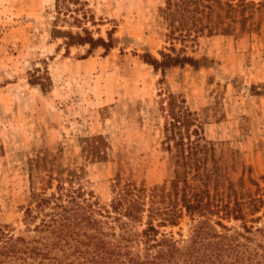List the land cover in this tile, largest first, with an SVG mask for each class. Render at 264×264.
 I'll return each instance as SVG.
<instances>
[{"label": "rangeland", "instance_id": "obj_1", "mask_svg": "<svg viewBox=\"0 0 264 264\" xmlns=\"http://www.w3.org/2000/svg\"><path fill=\"white\" fill-rule=\"evenodd\" d=\"M164 1L0 0V224L14 234H25L22 210L36 162L39 170L81 168L82 186L100 201L133 180L162 186L170 202L169 94L194 112L220 173L250 191L264 189V4L238 6L233 21L220 11L230 28L207 34L171 30L160 16ZM78 25L93 37L108 33L111 46L65 50L51 34ZM160 51L197 62L161 75L143 61L146 54L159 60ZM31 73L43 77V89L28 82ZM94 135L102 139L101 160L85 156L84 139ZM193 224L182 211L160 229L183 244Z\"/></svg>", "mask_w": 264, "mask_h": 264}, {"label": "trees", "instance_id": "obj_2", "mask_svg": "<svg viewBox=\"0 0 264 264\" xmlns=\"http://www.w3.org/2000/svg\"><path fill=\"white\" fill-rule=\"evenodd\" d=\"M160 16L172 29L199 33L230 28L238 6L263 5V0H165ZM77 21V20H76ZM233 21V20H231ZM78 23V21H77ZM53 27L51 34L69 46H111L110 36L93 37L90 30ZM143 61L163 74L168 67L196 59L159 52ZM37 71V69L35 70ZM36 73V72H35ZM29 74L28 82L43 89V77ZM182 99L168 95L169 120L163 127L166 151L172 165L167 202L162 186L146 187L127 180L111 187L100 201L81 183V168H46L30 173L29 201L22 210L25 234L0 224V264H264V189L250 191L232 184L219 171L213 144L205 138L194 112ZM98 135L84 139L85 156L103 158ZM2 146L0 143V152ZM210 182L214 194H210ZM222 185L224 187H222ZM182 211L194 221L187 241L180 244L165 226H173ZM259 215H255L258 213ZM239 221L237 227L222 220Z\"/></svg>", "mask_w": 264, "mask_h": 264}]
</instances>
